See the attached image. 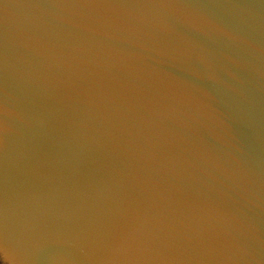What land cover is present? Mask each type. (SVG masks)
I'll use <instances>...</instances> for the list:
<instances>
[{"label":"water","instance_id":"95a60500","mask_svg":"<svg viewBox=\"0 0 264 264\" xmlns=\"http://www.w3.org/2000/svg\"><path fill=\"white\" fill-rule=\"evenodd\" d=\"M0 261L264 264V0H0Z\"/></svg>","mask_w":264,"mask_h":264},{"label":"rangeland","instance_id":"374dc122","mask_svg":"<svg viewBox=\"0 0 264 264\" xmlns=\"http://www.w3.org/2000/svg\"><path fill=\"white\" fill-rule=\"evenodd\" d=\"M0 264H4V263H2V262L0 261Z\"/></svg>","mask_w":264,"mask_h":264}]
</instances>
